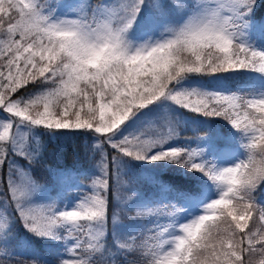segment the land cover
Here are the masks:
<instances>
[{"label":"snow or ice","instance_id":"obj_1","mask_svg":"<svg viewBox=\"0 0 264 264\" xmlns=\"http://www.w3.org/2000/svg\"><path fill=\"white\" fill-rule=\"evenodd\" d=\"M255 4L80 0L69 16L57 15L49 0H0V256L8 264H45L12 259L4 242L17 221L35 236L67 245L57 264H255L256 257L264 264V205L254 196L264 184V90L183 86L193 76H264V50L243 38ZM29 86L39 90L21 95ZM165 102L227 122L244 155L227 165L209 160L206 147L171 146L180 129L167 107L139 130L123 132L143 110ZM55 130L95 137L85 150L96 174L71 208L56 199L39 202L45 186L31 175L44 150L39 133ZM133 160L199 176L197 187L176 192L175 203L137 208V216L168 222L154 223L158 243L129 259L135 238L113 232V251L108 220L110 201L119 206L122 190L135 194L126 170Z\"/></svg>","mask_w":264,"mask_h":264},{"label":"trees","instance_id":"obj_2","mask_svg":"<svg viewBox=\"0 0 264 264\" xmlns=\"http://www.w3.org/2000/svg\"><path fill=\"white\" fill-rule=\"evenodd\" d=\"M56 2L57 0H49V3H55V6ZM247 20L248 27L244 30V37L258 50H264V0H256ZM183 86L218 91L243 90L248 93H256L264 90V76L249 71L215 77L193 76L185 80ZM38 90L29 86L27 89H21L20 94L24 95L27 92ZM165 107L168 108L169 114L175 118L180 129V137L172 141L171 146L197 147L199 145L206 147L208 149L207 158L217 163L229 161L232 164L244 155V151L240 147L239 134L227 122L217 118H206L175 105H169L167 102L164 105H154L143 110L128 123H134L140 129L147 119L162 116ZM2 115L0 114V119H3ZM39 135L44 145L42 160L40 164L33 165L31 169L32 177L45 186V190L40 194L38 200L46 202L49 199H56L61 208L65 206L71 208L79 202L81 195L87 194L89 180L96 174L89 154L85 150L86 145L90 147L95 143V137L84 130H55L41 132ZM197 137L206 138L198 140ZM225 141L230 145H226ZM216 146L229 155L218 156L215 151ZM20 163L25 164L26 162L20 161ZM126 170L132 179L135 194L122 190L119 206L115 201H110L108 242L109 247L113 251H117L112 233L115 232L121 237L132 235L135 238L132 241L133 248L137 249L132 256H129V259H133L139 255V250L147 251L158 243L153 238L151 230L155 227L154 223L168 222V219L160 217L137 216V208L154 206L167 201L175 203L179 199L176 195L177 191L185 192L197 187L195 180L199 174L188 173L177 165L165 162L147 163L134 160L128 162ZM162 186H166L168 190H164ZM254 196L258 204L264 205V184L258 187ZM168 211H172V209H168ZM113 213L117 221L115 225L112 224ZM4 243L8 252L11 253L12 259L39 258L45 264H57L58 260L66 258L67 245L63 241L35 236L18 221L13 227L12 236ZM0 264H8V258L0 256Z\"/></svg>","mask_w":264,"mask_h":264},{"label":"rangeland","instance_id":"obj_3","mask_svg":"<svg viewBox=\"0 0 264 264\" xmlns=\"http://www.w3.org/2000/svg\"><path fill=\"white\" fill-rule=\"evenodd\" d=\"M78 2H80V0H57V2H56L57 15H69V16H71L72 13H71L70 9ZM90 2L96 3L97 0H90ZM62 4L64 6H60ZM144 18L145 19L147 18V9H145ZM143 30H144V26L142 24L140 27H138L136 29V32L139 33ZM243 38L247 41L246 37H243ZM127 124L128 125L123 129L124 133L139 130L134 123H127ZM220 163L221 164H227V165L231 164L229 161H221ZM189 211H191V209ZM179 218H177V219H179ZM255 264H259V257L255 258Z\"/></svg>","mask_w":264,"mask_h":264}]
</instances>
